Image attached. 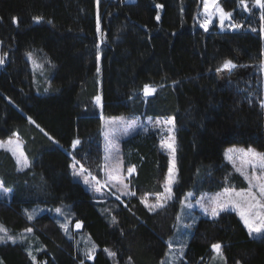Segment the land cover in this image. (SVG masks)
<instances>
[{
  "label": "trees",
  "instance_id": "16d2710c",
  "mask_svg": "<svg viewBox=\"0 0 264 264\" xmlns=\"http://www.w3.org/2000/svg\"><path fill=\"white\" fill-rule=\"evenodd\" d=\"M219 2L239 30L198 28L201 0H0V141L17 134L31 161L19 171L0 151L11 190L0 223L16 234L32 228L41 248L0 244V264H160L188 191L246 188L225 157L264 153L262 11L255 0H246L249 11L241 0ZM29 54L45 63L43 77ZM226 60L235 67L224 70ZM146 85L155 89L147 97ZM101 115L174 117L178 180L163 208L141 202L161 192L168 169L154 134L121 143L135 195L98 202L73 180L74 161L101 178ZM35 205L52 211L30 222L23 211ZM58 207L70 210L71 231L79 223L96 244L91 261L63 231ZM214 244L227 264H264V238H251L233 212L199 218L178 264H208Z\"/></svg>",
  "mask_w": 264,
  "mask_h": 264
},
{
  "label": "rangeland",
  "instance_id": "374dc122",
  "mask_svg": "<svg viewBox=\"0 0 264 264\" xmlns=\"http://www.w3.org/2000/svg\"><path fill=\"white\" fill-rule=\"evenodd\" d=\"M126 1H134V0H126ZM202 7L200 12L198 13L196 17V26L202 30L205 31L204 28H202L200 25L205 21L207 18L208 23V29H210L213 26H216L219 31H228V32H234L240 29V27H237L235 29L231 28L230 24H236L232 20H225L224 26L221 27L220 20H219V14L215 12L211 5L207 12H205L204 9V0H201ZM218 5L221 7L219 0H217ZM238 25V24H237ZM262 26H264V22H262ZM262 40H263V47H264V33L262 34ZM31 64H32V71L35 73V75H39L40 77H43V73L45 74V70L43 68V61L39 62L36 60L34 55H31ZM45 64V63H44ZM261 69L263 73V103H264V63L261 64ZM35 82H38V79L35 78ZM152 89V88H150ZM150 96V95H149ZM168 120H172L173 124L169 125L166 122ZM157 121L160 123L157 124ZM169 129H171V133L169 132ZM154 134L157 137L158 140V149L164 153L167 156L168 159V169L170 165V159L172 157V152L167 147H162V141L171 143L169 140V136L173 135L175 137V182L172 184V197L174 196V188L177 185L178 180V169H177V140H176V126H175V120L173 116H135V115H118V116H102L101 115V134H102V164H101V178L98 180L95 178L90 171L86 170L81 173L80 176H74L73 175V164H72V170L71 173L73 175V180L81 183L86 191L91 192L94 198L97 199L98 202H103L104 198L110 197L111 199L114 198L116 200H122L123 198L131 197L130 193H134L132 189L131 184V176L132 173H128V169L124 167L123 162V151H122V142L126 139L130 138L132 135L135 134ZM11 141L12 143H9ZM19 145V149L16 148V146ZM8 149L16 150L17 154L14 156L12 151H9ZM0 151L8 152L11 154L13 159L16 162L17 169L19 171H23L27 168H23V170H20L22 168V161L20 164L17 163V159L19 157V152L22 151L24 154V157L27 158L29 162V167L31 165L30 159L27 157L24 147L22 144V141L20 140L19 136L17 134L12 135L10 138L6 139L5 141H0ZM244 152L241 150H229L226 154H230L232 156L231 160L226 159L228 162L231 163V165L234 167V169L240 174L245 183L246 188L245 189H229L233 195L231 197L225 195V190L221 191H214V192H200L195 193L193 191H188L182 201L184 203H181L180 210L178 213V217H180L179 221L176 220V224L174 227L173 234L169 237L167 241V251L164 256V258L161 260L160 264H178L179 259L182 257V254L184 253L186 246L188 244L190 233H191V226L199 218H210V219H216L218 218L222 213L224 212H233L235 213L238 218L240 219L239 215V209L234 208L231 203L228 204L227 210L220 211L219 214L216 217H212L209 213H205L202 208L197 204V201L203 200L205 206H209V200L216 198L217 195H220V202L231 200H237L238 198L234 195L235 192H247L249 190V180L245 179V175L249 176L250 178L253 177V168L250 163H247L246 161L250 160L249 157L244 156ZM75 169L80 170L81 166L77 165L75 163ZM168 169L166 176L168 174ZM237 169H240L238 171ZM241 172H243L245 175H242ZM261 170L257 167L255 169V176L259 177L261 176ZM165 176V178H166ZM85 177L88 178L89 184L84 183ZM165 182V179H164ZM89 185H92L91 187ZM125 185L127 187H125ZM164 183L162 184V189L160 193L164 192ZM99 188V192L96 191V189ZM253 192L256 191L255 188L252 189ZM11 193V190L7 188L3 181L0 179V201H9V197ZM154 194L152 196L145 195L141 196V202L144 201L143 205H155L157 203V196L160 194ZM191 193L192 195L189 196L188 194ZM119 197V199L117 198ZM171 197V198H172ZM161 199H164L161 197ZM170 199H167L169 201ZM106 201V200H104ZM165 202V204H166ZM191 204V207H185V204ZM146 207V206H145ZM61 208L62 213L58 214L56 213L55 216L60 222L61 226L63 225V231L68 234L70 237L75 238L76 243V250L80 255L84 257L85 260L91 261L93 259L94 254L96 253V244L92 241L90 236L86 233H83L80 231V227L77 228L75 224L72 227V231L70 230L71 227V217H70V210L66 207H58ZM149 209V207H146ZM57 209V208H56ZM51 207H45L42 205H35L30 208H25L23 211V214L25 217L28 218V215H32V219L29 220L30 222L36 219L38 216L42 215L43 213L51 212ZM264 211V210H260ZM241 220V219H240ZM243 223V221L241 220ZM258 223V221H257ZM244 225V223H243ZM0 226H2L4 229L7 230L8 235L17 237L16 242H30L27 246L29 248V251L32 252L35 251H41V248L37 244L34 231L32 229L31 232H23L21 234H15L11 232L6 226L0 223ZM245 227V225H244ZM65 228L67 231H65ZM246 228V227H245ZM248 234L249 231L246 228ZM4 235L3 233H0V236ZM250 236V235H249ZM251 238H260L257 237L256 234H253L250 236ZM5 242L13 243L11 240H7ZM15 242V243H16ZM1 244V243H0ZM34 244V247H33ZM171 244V249L169 245ZM32 246V247H31ZM95 251V252H94ZM36 253V252H35ZM91 254V258H88V254ZM31 254V257L33 258ZM34 259V258H33ZM2 262V260L0 259ZM81 264V263H80ZM208 264H227L225 257L223 255V258H221L219 255L214 253L212 251V254L210 256V260Z\"/></svg>",
  "mask_w": 264,
  "mask_h": 264
},
{
  "label": "snow or ice",
  "instance_id": "6c2138e0",
  "mask_svg": "<svg viewBox=\"0 0 264 264\" xmlns=\"http://www.w3.org/2000/svg\"><path fill=\"white\" fill-rule=\"evenodd\" d=\"M241 3L244 4V10L245 11H249L248 5L246 0H241ZM212 7V9L217 12L219 14V20H220V25L221 27L224 26V22L225 20H229L231 21L233 18V15L231 12H226L222 7H220L217 3V0H204V9L205 12L208 11L209 7ZM255 7H258L259 9H261L262 14H261V21L264 22V0H255L254 3ZM157 7H161L160 5H157ZM37 21H39V17L34 18ZM157 19H159V16H157ZM15 22V19H14ZM208 19L206 18L205 21L203 23H201V27L205 29V31L208 30ZM231 28L235 29L237 27H240V25L237 24H230L229 25ZM100 31V19L99 16L97 17V32ZM253 31H255V29H253ZM261 31H264V26H262ZM29 59H31V55L29 54ZM97 59L99 60V55L97 56ZM4 63V59L2 57H0V65H2ZM235 65L232 63V61L230 60H226L223 65L222 68L224 70H230L232 68H234ZM220 69H218L219 71ZM97 71H99V68L97 69ZM155 91V89H150L149 86H145L143 89L144 95L147 97L149 95H151L153 92ZM97 101H99V97H97ZM262 107H264V103L261 104ZM30 123H32L31 120H29ZM160 122L157 121V124H159ZM167 124L171 125L173 124L172 120H168L166 122ZM171 129H169V132L171 133ZM47 134V133H45ZM49 139H51V137H49ZM169 140L171 141V143H167L162 141V147H167L171 150L172 152V157L170 159V165H169V169H168V174L165 178V182H164V192L160 193L157 196V203L155 205H148L145 204L146 207H149L150 211H155V209L157 208H163L164 204L166 202L167 199H171L172 197V184L175 182V148H174V143H175V137L173 135L169 136ZM9 143H12L11 141H9ZM80 144L79 140H74L73 141V148L75 149L77 145ZM17 149H19V145L16 146ZM9 151L13 152V155L15 156L17 154L16 150L13 149H8ZM234 151V150H233ZM243 151V150H241ZM245 157H249L250 160L246 161L247 163H250L252 168H253V177L250 178L249 176L245 175L243 172H241L242 175H245V179L249 180V190L247 192H235L234 195L238 198L237 200H231L229 199L228 201L225 202H220V195L218 194L216 198H213L211 200H209V206H205L204 201L200 200L197 201V204L202 208V210L205 213H209L212 217H216L220 211H224L227 210L228 204L231 203L232 206L234 208L239 209V215H240V219L243 221L245 227L248 229L249 231V235L252 236L253 234H256L257 237L260 238H264V211H260V210H264V153H258L256 151H254L253 149L249 148L247 149L246 152L243 153ZM19 157L17 159V163L20 164L22 161V168L20 170H23V168H27L29 167V162L27 160V158L24 157V154L22 151L19 152ZM226 159L231 160L232 156L230 154H226ZM75 163H78V161H74L73 164V175L74 176H80L81 173L84 171L83 167H81L80 170H76L75 169ZM259 168L261 170L262 175L259 177L255 176V169ZM238 171H240V169H237ZM134 172L133 168H128V173L131 174ZM84 183L85 184H89V180L87 177H85L84 179ZM90 187L92 185H89ZM125 187H127L125 185ZM255 188L256 191L253 192L252 189ZM97 192H99V188L96 189ZM131 195H135V193H130ZM225 195L231 197L233 195V193L230 192L229 189H225ZM189 196H191L192 194L189 193ZM161 197H163L164 199H161ZM119 199V197H117ZM142 203H144V201L142 200ZM181 203H184L183 201ZM185 207H191V204H185ZM55 211L60 214L62 213L61 208H57L55 209ZM29 220L32 219V215H28ZM180 217L177 218V220L179 221ZM258 221V223H257ZM113 222H115V217H113ZM63 227V225H62ZM77 228L80 227V224L77 223L76 225ZM27 232H31L32 229L28 228L26 229ZM65 231H67V229L65 228ZM0 233H3L4 235L0 236V243H4L7 240H11L13 243L16 242L17 237H13L8 235L7 230L4 229L2 226H0ZM170 249H171V244L169 245ZM212 249L213 252L216 253L217 255H219L221 258H223V253H222V246L220 244H214L212 245ZM107 251V250H106ZM29 255H31V253H29ZM109 255H115V253L109 252ZM88 258H91V254H88Z\"/></svg>",
  "mask_w": 264,
  "mask_h": 264
},
{
  "label": "crops",
  "instance_id": "0c3cea01",
  "mask_svg": "<svg viewBox=\"0 0 264 264\" xmlns=\"http://www.w3.org/2000/svg\"><path fill=\"white\" fill-rule=\"evenodd\" d=\"M10 197H11V193H10V195H9V197H7V199L9 198V200H10ZM32 229V228H31ZM26 230H24V231H22V232H20V233H17V234H21V233H23V232H25ZM16 234V233H15ZM4 243H9V242H4ZM1 244H3V243H1ZM95 252V251H94ZM33 256H35V253H34V255Z\"/></svg>",
  "mask_w": 264,
  "mask_h": 264
}]
</instances>
